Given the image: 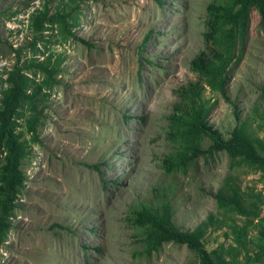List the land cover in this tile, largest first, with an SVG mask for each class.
I'll list each match as a JSON object with an SVG mask.
<instances>
[{
  "label": "rangeland",
  "instance_id": "1",
  "mask_svg": "<svg viewBox=\"0 0 264 264\" xmlns=\"http://www.w3.org/2000/svg\"><path fill=\"white\" fill-rule=\"evenodd\" d=\"M210 1L0 0L3 78L15 62L14 50L23 47L22 56H32L29 25L44 8L47 15L70 12L76 38L53 26L43 33L46 48L36 45L39 61L62 60L50 95L40 103L43 108L38 106L39 142H29L22 166L26 180L0 245V264H198L185 245L167 243L144 253L127 222L128 207L168 202L173 223L192 229L216 214L213 195L229 175L242 191L260 192L264 201V176L242 165L231 170L223 151L199 158L185 171L166 174L162 168L170 151L165 131L173 91L197 80L189 63L204 49ZM235 56L228 100L209 88L204 92L212 106L208 122L227 139L238 121L246 120L264 138V123L253 114V108L264 112L258 100L264 83V11L249 14ZM22 114L28 116L25 109ZM231 219L241 226L242 218ZM227 232L225 227L209 231L205 248L230 244ZM248 233L253 239L256 229L251 226Z\"/></svg>",
  "mask_w": 264,
  "mask_h": 264
},
{
  "label": "trees",
  "instance_id": "2",
  "mask_svg": "<svg viewBox=\"0 0 264 264\" xmlns=\"http://www.w3.org/2000/svg\"><path fill=\"white\" fill-rule=\"evenodd\" d=\"M253 10L262 13L264 0H211L206 6L205 46L189 63V70L197 80L173 91L175 102L166 117L165 136L170 144V151L162 160L166 174L185 171L199 158L223 151L229 158L231 170L242 165L264 176V138L258 137L246 120H239L227 139L221 138L208 122L212 106L203 97L209 88L228 100L229 65L239 61L235 56L236 47L246 32ZM71 15L59 11L47 15V8L34 15L29 25L33 37L27 44L32 56H22L23 47H19L14 50L15 62L11 69L1 73L6 77L0 75V245L12 226L11 217L18 208V197L26 180L22 166L30 152L29 142H39L37 127L43 108L40 103L50 95L62 60L56 56L51 61V56H47L39 61L34 56L41 54L36 45L40 42V47L46 48L47 36L43 33L53 26L60 33L75 38L71 32L72 24L68 23ZM82 43L87 45L84 40ZM37 75L42 78L37 80ZM43 89L46 92H42ZM258 100L264 103V83L259 88ZM22 109L28 112L26 118H23ZM253 114L264 123V112L258 113L253 108ZM25 135H29L28 140L24 139ZM246 190H241L234 176H227L213 195L216 214L207 215L192 229L181 230L173 223L168 202L158 206L131 205L127 222L136 230L146 254L158 251L163 244L174 243L192 251L198 264H262L264 215L261 216V206L264 201L260 192ZM232 215L242 218L241 226L232 221ZM251 226L256 229L253 239L248 236ZM223 227L228 230L224 235L231 237V243H221L208 251L204 246L205 235Z\"/></svg>",
  "mask_w": 264,
  "mask_h": 264
}]
</instances>
